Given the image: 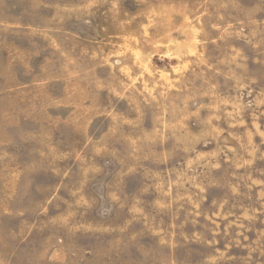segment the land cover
<instances>
[{
  "label": "rangeland",
  "instance_id": "374dc122",
  "mask_svg": "<svg viewBox=\"0 0 264 264\" xmlns=\"http://www.w3.org/2000/svg\"><path fill=\"white\" fill-rule=\"evenodd\" d=\"M0 264H264V0H0Z\"/></svg>",
  "mask_w": 264,
  "mask_h": 264
},
{
  "label": "bare ground",
  "instance_id": "6f19581e",
  "mask_svg": "<svg viewBox=\"0 0 264 264\" xmlns=\"http://www.w3.org/2000/svg\"><path fill=\"white\" fill-rule=\"evenodd\" d=\"M125 38V37H124ZM131 40V39H130Z\"/></svg>",
  "mask_w": 264,
  "mask_h": 264
}]
</instances>
